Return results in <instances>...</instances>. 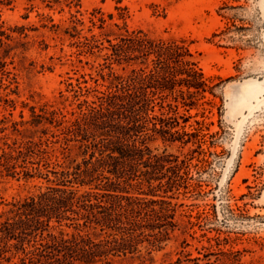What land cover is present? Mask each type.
<instances>
[{"label": "rangeland", "instance_id": "obj_1", "mask_svg": "<svg viewBox=\"0 0 264 264\" xmlns=\"http://www.w3.org/2000/svg\"><path fill=\"white\" fill-rule=\"evenodd\" d=\"M126 30L183 41L214 86L208 94L214 104L190 112L189 124L204 122L202 149L161 139L150 145L190 159L189 188L172 200L181 205L178 227L151 254L145 243L113 264H264V0L0 3V155L29 140L55 141L52 134L78 117L79 104L111 82L104 66L109 51L89 53L85 37L108 46L106 39ZM49 146L52 169L64 159L60 143ZM44 182L0 172V214ZM23 257L12 249L0 264H23Z\"/></svg>", "mask_w": 264, "mask_h": 264}, {"label": "trees", "instance_id": "obj_2", "mask_svg": "<svg viewBox=\"0 0 264 264\" xmlns=\"http://www.w3.org/2000/svg\"><path fill=\"white\" fill-rule=\"evenodd\" d=\"M106 42L92 35L81 45L89 53L109 51V86L79 104L78 117L52 134L55 141L29 140L0 155L1 173L45 181L0 214V256L15 249L23 264H113L145 243L151 254L178 227L181 205L172 200L189 188L190 159L150 145L161 139L202 149L204 122L189 124L190 112L214 104L208 100L214 86L183 41L126 30ZM59 143L64 162L51 169L48 147Z\"/></svg>", "mask_w": 264, "mask_h": 264}]
</instances>
